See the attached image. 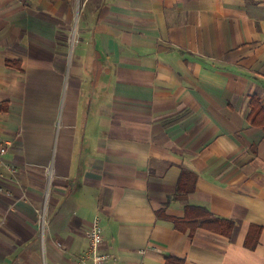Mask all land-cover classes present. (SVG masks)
I'll return each instance as SVG.
<instances>
[{
    "label": "crops",
    "instance_id": "0c3cea01",
    "mask_svg": "<svg viewBox=\"0 0 264 264\" xmlns=\"http://www.w3.org/2000/svg\"><path fill=\"white\" fill-rule=\"evenodd\" d=\"M253 104L264 0H0L2 160L17 169L0 170V264H78L95 219L107 264H264ZM183 172L195 187L174 198ZM185 205L230 234L158 216Z\"/></svg>",
    "mask_w": 264,
    "mask_h": 264
},
{
    "label": "trees",
    "instance_id": "16d2710c",
    "mask_svg": "<svg viewBox=\"0 0 264 264\" xmlns=\"http://www.w3.org/2000/svg\"><path fill=\"white\" fill-rule=\"evenodd\" d=\"M7 64H10L7 62ZM254 103V102H253ZM255 103H257L255 101ZM252 113L257 116H264V110H262L258 105L253 104ZM260 123V122H259ZM195 175L192 173L183 172L180 175L178 180L174 198L179 195H187L191 193L195 187ZM158 216L164 217L172 220L174 226L177 230L184 231L189 229L191 232L195 230L197 227H206L208 229H212L214 231L225 233V235H229L232 229L231 222H222L217 219H212L209 211L200 206L193 205H185L184 206V216L182 218H170L163 214V211L158 212ZM224 227V228H222ZM259 236V232H256L255 239L248 245L253 247L257 241ZM171 260H167V264H170ZM178 264H182L181 261H176Z\"/></svg>",
    "mask_w": 264,
    "mask_h": 264
},
{
    "label": "built area",
    "instance_id": "2783aa9c",
    "mask_svg": "<svg viewBox=\"0 0 264 264\" xmlns=\"http://www.w3.org/2000/svg\"><path fill=\"white\" fill-rule=\"evenodd\" d=\"M10 146L9 142L3 141L0 139V170L4 171L11 176H14L17 172V169L13 166L5 163L2 160V154L6 148ZM4 177L3 173L0 172V178ZM0 193H6L3 186L0 185ZM41 226H44V217L41 215L39 218ZM102 243V229L98 221L93 220L90 230L87 234V247L83 252V255L78 264H107L109 257L105 254H101L99 251L100 244ZM142 254L144 252H141ZM139 264H144L143 261H140Z\"/></svg>",
    "mask_w": 264,
    "mask_h": 264
},
{
    "label": "rangeland",
    "instance_id": "374dc122",
    "mask_svg": "<svg viewBox=\"0 0 264 264\" xmlns=\"http://www.w3.org/2000/svg\"><path fill=\"white\" fill-rule=\"evenodd\" d=\"M80 13H81V10L76 8V10H75V16L77 17V20H78V18H79V16H80ZM76 26H77V24L73 25L72 28H74V29L71 30V34H72V38H73V39H74V36H75V38H76V28H77ZM72 42H73V40H72ZM74 42L76 43V39H75ZM72 44H73V43H72ZM73 48H74V47H73ZM73 48H72V50H73Z\"/></svg>",
    "mask_w": 264,
    "mask_h": 264
}]
</instances>
